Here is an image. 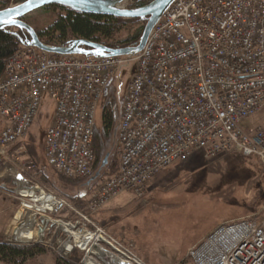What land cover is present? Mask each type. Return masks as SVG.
<instances>
[{
    "label": "built area",
    "instance_id": "1",
    "mask_svg": "<svg viewBox=\"0 0 264 264\" xmlns=\"http://www.w3.org/2000/svg\"><path fill=\"white\" fill-rule=\"evenodd\" d=\"M131 62L116 130L118 168L95 179L91 207L122 192L141 194L160 170L195 152L208 158L239 151L264 164V125L243 126L264 108V0H173L134 56L57 54L21 44L8 58L0 76V167L18 170L25 190L15 194L48 197V206L34 201L51 215L65 210L68 203L32 174L23 141L47 95L54 109L46 163L65 177L88 178L98 104L114 73ZM91 225L78 230L97 256L106 257V247L118 250ZM187 257L191 264H264V216L218 224Z\"/></svg>",
    "mask_w": 264,
    "mask_h": 264
},
{
    "label": "rangeland",
    "instance_id": "2",
    "mask_svg": "<svg viewBox=\"0 0 264 264\" xmlns=\"http://www.w3.org/2000/svg\"><path fill=\"white\" fill-rule=\"evenodd\" d=\"M22 1L9 0L6 8ZM134 3L135 0H124L120 7L134 8ZM57 12L41 7L23 17V21L33 29H41ZM136 27L134 25L131 30ZM11 29L15 31L16 27ZM128 34V30H121L118 39ZM134 69L135 64L131 62L114 73L96 110L95 135H100L102 147L99 162L91 176L99 172L98 179L111 175L118 166L116 130L123 94ZM105 105L114 113V127L107 138L102 128ZM53 109V102L44 95L24 139V146L27 157L35 164L32 174L50 192L68 203L65 210L57 216L51 215L28 195L24 196L22 192L15 194L18 190H25L20 188L18 170L12 165L0 167V227L9 217V226L5 235H0V241L37 244L44 248L42 255L26 264H64V261L68 264H191L187 257L188 249L216 225L242 217L260 219L264 216V164L239 151L221 152L208 158L202 152H195L185 162L170 165L155 174L141 194L122 192L102 205L91 207L98 179L93 183L90 177H65L46 163L45 132ZM258 124L264 125V108L243 126L250 128ZM30 213L35 221L28 218ZM49 218L50 222L57 219L63 224H51L46 221ZM91 223L104 231L109 242L118 250L111 247L109 250L105 246L108 252L103 257L96 256L102 253L90 242L78 248L71 232L79 231L81 227L89 232L93 229ZM69 224L74 226L71 228ZM20 225L27 235L20 239L9 237V231H15ZM31 225L34 230H30ZM203 233L197 242L190 244ZM70 246L73 249L67 251Z\"/></svg>",
    "mask_w": 264,
    "mask_h": 264
},
{
    "label": "trees",
    "instance_id": "3",
    "mask_svg": "<svg viewBox=\"0 0 264 264\" xmlns=\"http://www.w3.org/2000/svg\"><path fill=\"white\" fill-rule=\"evenodd\" d=\"M8 1L1 0L0 5L2 7L0 9L6 8V2ZM149 1L151 0H135L134 6H142ZM43 8L58 10L47 25L41 29H34L39 40L50 46H66L75 39H84L110 48H122L137 43L144 26V19L141 18H123L83 13L59 4H50ZM134 25L137 27L131 30ZM125 29L129 31V34L123 39H118L121 30ZM26 37H28V34L23 33L19 28H16L15 31L9 27L0 29V76L6 61L21 46V39ZM113 127V110L108 105H105L102 110V128L103 135L106 138L108 132ZM99 136L95 135L94 129L91 146L95 157L92 171L96 168L99 156L101 155L102 144ZM102 164L104 165L105 162H102ZM117 168L118 166L112 174L117 171ZM96 174H99V172ZM43 253L44 248L41 245L27 243L13 244L0 241V262L4 264H26L27 261ZM64 262V264L69 263Z\"/></svg>",
    "mask_w": 264,
    "mask_h": 264
},
{
    "label": "water",
    "instance_id": "4",
    "mask_svg": "<svg viewBox=\"0 0 264 264\" xmlns=\"http://www.w3.org/2000/svg\"><path fill=\"white\" fill-rule=\"evenodd\" d=\"M122 1L124 0H24L14 6L0 10V29L7 27L20 28L28 34V38L24 40V43L53 53L100 57L109 55H135L143 48L151 28L173 0H151L142 6L134 8H121L120 4ZM50 4L63 5L83 13L123 18H141L145 20V24L139 40L131 46L110 48L84 39H75L67 46H49L39 40L34 29L23 21V17L36 9ZM97 175L95 174L92 179Z\"/></svg>",
    "mask_w": 264,
    "mask_h": 264
},
{
    "label": "bare ground",
    "instance_id": "5",
    "mask_svg": "<svg viewBox=\"0 0 264 264\" xmlns=\"http://www.w3.org/2000/svg\"><path fill=\"white\" fill-rule=\"evenodd\" d=\"M124 5V4H123ZM29 194H30V196H32V198H33V200H35V201H39L41 204H42V206L43 205H45V206H48V197H42V196H37L34 192H32V191H30L29 192ZM44 207V206H43ZM41 208V207H40ZM42 209V208H41ZM30 216H28V218L31 220V218L33 219V221H35L34 220V215L33 214H29ZM26 224H27V222H25ZM33 225H31V227H30V230H32L33 229V227H32ZM57 227V226H56ZM72 228V227H71ZM34 230V229H33ZM38 230V229H37ZM65 230H68V229H65ZM41 231V230H40ZM42 233V232H41ZM73 235H74V237H75V239H76V243L78 244V245H80V246H85L86 244H87V242H88V240H89V236L87 235V233L86 234H84L83 232H81V231H76V232H71ZM31 234V233H30ZM33 234H35V231H33ZM39 238H40V236H39ZM41 239V238H40ZM74 239V238H73ZM88 248V247H87ZM87 252H89V251H87ZM121 252V251H120ZM86 256V255H85ZM97 256V255H96ZM104 257V256H103ZM108 258V257H107ZM111 258V257H110ZM88 259H90V258H88ZM91 260V259H90ZM102 260H104V259H102ZM106 260V259H105ZM91 261H93V260H91ZM94 262V261H93ZM95 263V262H94ZM120 263V262H119ZM96 264V263H95Z\"/></svg>",
    "mask_w": 264,
    "mask_h": 264
},
{
    "label": "crops",
    "instance_id": "6",
    "mask_svg": "<svg viewBox=\"0 0 264 264\" xmlns=\"http://www.w3.org/2000/svg\"><path fill=\"white\" fill-rule=\"evenodd\" d=\"M169 167V166H168ZM163 170V169H162ZM125 195V194H123ZM123 198V197H122ZM24 222L26 221V218L23 219ZM8 223H9V217H7L6 221H3L2 227H0V235H5L6 229L8 228ZM8 225V226H7ZM18 225V224H17ZM7 226V227H6ZM13 227V226H12ZM23 226L20 225V227L16 226L15 231L11 230V233L9 231V237H13V238H23L24 235H27L26 232H23V230H21ZM18 229V230H16ZM207 234V233H206ZM205 234V235H206ZM204 235V233L202 235H200L199 237H197L195 240H193L190 244H193L194 242H197V240L202 237ZM27 241V240H26Z\"/></svg>",
    "mask_w": 264,
    "mask_h": 264
},
{
    "label": "snow or ice",
    "instance_id": "7",
    "mask_svg": "<svg viewBox=\"0 0 264 264\" xmlns=\"http://www.w3.org/2000/svg\"><path fill=\"white\" fill-rule=\"evenodd\" d=\"M10 22H14V21H10Z\"/></svg>",
    "mask_w": 264,
    "mask_h": 264
}]
</instances>
